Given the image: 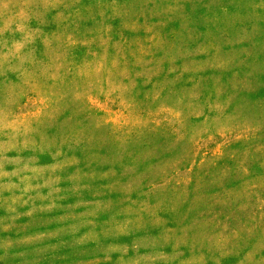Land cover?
Listing matches in <instances>:
<instances>
[{
	"label": "rangeland",
	"instance_id": "374dc122",
	"mask_svg": "<svg viewBox=\"0 0 264 264\" xmlns=\"http://www.w3.org/2000/svg\"><path fill=\"white\" fill-rule=\"evenodd\" d=\"M0 264H264V0H0Z\"/></svg>",
	"mask_w": 264,
	"mask_h": 264
}]
</instances>
